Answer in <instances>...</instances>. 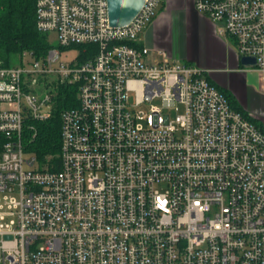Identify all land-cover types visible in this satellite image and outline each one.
<instances>
[{"label":"built area","instance_id":"obj_1","mask_svg":"<svg viewBox=\"0 0 264 264\" xmlns=\"http://www.w3.org/2000/svg\"><path fill=\"white\" fill-rule=\"evenodd\" d=\"M191 1L239 57L254 58L245 67L264 92V0ZM160 2L143 0L115 27L107 0H36L39 31L59 48L95 51L0 63V264H264V128L204 69L164 49L148 58L137 41ZM62 83L76 85L77 105L60 112L52 169L24 134L53 114Z\"/></svg>","mask_w":264,"mask_h":264},{"label":"crops","instance_id":"obj_2","mask_svg":"<svg viewBox=\"0 0 264 264\" xmlns=\"http://www.w3.org/2000/svg\"><path fill=\"white\" fill-rule=\"evenodd\" d=\"M229 41L216 33L214 23L197 12L191 0H161L137 43L150 49V60L159 58L156 49H164L169 56L204 69L206 78L248 114L247 110L263 106V86L260 76L240 63ZM252 119L264 128L255 115Z\"/></svg>","mask_w":264,"mask_h":264},{"label":"trees","instance_id":"obj_3","mask_svg":"<svg viewBox=\"0 0 264 264\" xmlns=\"http://www.w3.org/2000/svg\"><path fill=\"white\" fill-rule=\"evenodd\" d=\"M35 3L36 0H0V63L2 65L10 66L17 63L18 55L22 51H30L36 58H40L53 48L47 41V33L39 31L35 26ZM66 48L77 50L78 62L87 59L95 51L93 44L71 45L63 49ZM56 91L53 114L46 120L30 121L35 132L31 139L27 138L26 132L24 134L26 150L35 156L40 165L47 161L52 163V169L58 168L60 112L64 108L77 105L75 84H58ZM223 94L231 107L241 111L230 95L225 92ZM251 121L257 124L253 119Z\"/></svg>","mask_w":264,"mask_h":264},{"label":"water","instance_id":"obj_4","mask_svg":"<svg viewBox=\"0 0 264 264\" xmlns=\"http://www.w3.org/2000/svg\"><path fill=\"white\" fill-rule=\"evenodd\" d=\"M143 4V0H107L108 21L111 26H123L128 24L137 14ZM242 65L255 63L253 57L241 56Z\"/></svg>","mask_w":264,"mask_h":264},{"label":"rangeland","instance_id":"obj_5","mask_svg":"<svg viewBox=\"0 0 264 264\" xmlns=\"http://www.w3.org/2000/svg\"><path fill=\"white\" fill-rule=\"evenodd\" d=\"M46 33H47V41H48V43L50 45H52L53 48H55V49H57L59 51L60 60L61 61L68 63L71 60L72 61L75 60V58L77 57V54H78L76 49H74V48H66V49L59 48L58 47V42L56 40L55 33L54 32H46ZM52 77H54V76H52ZM262 93H263V96H264V92H262ZM128 99H129L128 100L129 104H133L134 103L135 98H134V94L132 92L129 94ZM150 104L159 106V105H161V102H160V100L158 98L152 99L151 101L147 102L146 104H142V105L137 106V110H144L145 112H147L148 109H149V105ZM167 111H169L171 116L175 115V110H167ZM178 111L179 112L182 111V105H180V104L178 105ZM247 112L250 113L251 115H255L258 119H260L264 123V102H263V106L262 107H258L254 111L247 110ZM24 156L27 158V153Z\"/></svg>","mask_w":264,"mask_h":264}]
</instances>
